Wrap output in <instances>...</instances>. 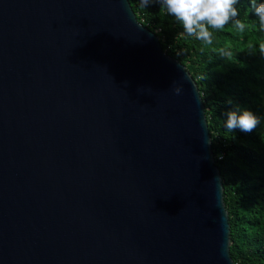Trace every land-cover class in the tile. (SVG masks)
<instances>
[{
  "label": "water",
  "instance_id": "water-1",
  "mask_svg": "<svg viewBox=\"0 0 264 264\" xmlns=\"http://www.w3.org/2000/svg\"><path fill=\"white\" fill-rule=\"evenodd\" d=\"M211 138L130 0H0V264H235Z\"/></svg>",
  "mask_w": 264,
  "mask_h": 264
},
{
  "label": "trees",
  "instance_id": "trees-1",
  "mask_svg": "<svg viewBox=\"0 0 264 264\" xmlns=\"http://www.w3.org/2000/svg\"><path fill=\"white\" fill-rule=\"evenodd\" d=\"M130 1L139 20L157 31L163 48L186 64L198 82L225 187L234 263L264 264V26L253 13L252 0H238L239 16L222 31L212 30L211 43L188 36L158 0L147 8L141 0ZM235 20L244 22V31ZM228 100L260 117L253 132L225 129V113L232 107Z\"/></svg>",
  "mask_w": 264,
  "mask_h": 264
},
{
  "label": "clouds",
  "instance_id": "clouds-1",
  "mask_svg": "<svg viewBox=\"0 0 264 264\" xmlns=\"http://www.w3.org/2000/svg\"><path fill=\"white\" fill-rule=\"evenodd\" d=\"M153 0H141V7L147 8ZM167 13L173 16L182 24L184 32L197 40L211 43L213 31H222L226 26L239 16L236 7L238 0H158ZM251 7L254 15L258 18L259 24L264 26V2L257 4L252 0ZM235 27L244 31L245 24L241 20H235ZM260 52L264 54V44L260 45ZM176 95L182 93V87L174 88ZM232 107L225 113L224 127L228 132L239 129L244 133L253 132L260 124V117L251 109L242 108L234 104L232 100L227 101ZM206 144L213 143L212 138L205 141ZM223 159V155H218Z\"/></svg>",
  "mask_w": 264,
  "mask_h": 264
}]
</instances>
